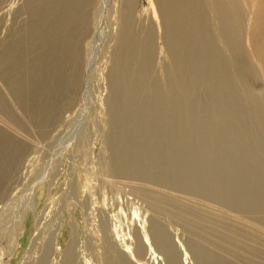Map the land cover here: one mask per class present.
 <instances>
[{
	"label": "rangeland",
	"instance_id": "rangeland-1",
	"mask_svg": "<svg viewBox=\"0 0 264 264\" xmlns=\"http://www.w3.org/2000/svg\"><path fill=\"white\" fill-rule=\"evenodd\" d=\"M30 4L31 0H0L1 53L13 38L28 34L26 9ZM253 4L251 8L243 6L247 19L255 11ZM159 9V0L84 2L82 21L71 30L76 36L66 64L76 89L60 98L56 116L48 122L35 120L37 105L43 103L32 99L33 93L27 95V104L17 100V92L24 98L30 81L8 85L9 80H16L13 62L6 64L5 77L0 73L4 105L0 106L1 137L20 147L1 177L0 264H167L158 243L151 241L152 223L171 237L181 259L179 264H197L189 244L200 247L206 256L213 254L223 259L225 264H264V209L259 208L258 202L252 207L235 208L230 191L224 188L220 200L193 194L187 188V180L181 179L179 184L150 182L131 175L122 162L120 172L114 169L107 144L108 75L127 14L138 39L149 37L152 43V61L141 87L144 104L149 108L159 98L166 115L173 105L167 82L181 71L174 66L165 45L166 14ZM220 9L225 20L222 24L241 33L239 58L229 50L233 42L228 41V49L223 46L222 50L215 33L204 50L208 49L207 54L212 56L223 54L226 61L235 62L243 59L245 52H251L248 20L239 25L229 14L233 9ZM201 16L205 19V13L199 15L200 19ZM188 27H174V35H185L189 41ZM236 33L230 34L236 38ZM34 52V48L30 49L28 61L34 60ZM188 69L184 65L182 72ZM212 71L205 83L211 79L217 85L213 76L216 70ZM259 76L262 80L263 75ZM218 137L217 140L223 139ZM258 173L264 175V164ZM140 244L146 252L144 258L137 253Z\"/></svg>",
	"mask_w": 264,
	"mask_h": 264
},
{
	"label": "bare ground",
	"instance_id": "bare-ground-1",
	"mask_svg": "<svg viewBox=\"0 0 264 264\" xmlns=\"http://www.w3.org/2000/svg\"><path fill=\"white\" fill-rule=\"evenodd\" d=\"M85 1L31 0L26 9L29 13L28 34L24 38H13L0 52L2 76L6 75L9 61L14 65L16 80L8 79V85L12 87L11 83L15 81L22 85L24 80L32 83L31 86L26 84L24 98L21 99L17 92V100L27 104V95L33 93L32 99L43 103L37 105L35 120L48 122L53 119L60 98L76 89L75 82L68 77L66 64L76 36L72 31L82 21L81 10ZM232 1L159 0L160 13L166 14L167 21L165 45L174 66L181 71L175 72L174 78L167 82L169 94L173 97L167 115L161 109L159 98L155 99L154 106L148 108L144 104L141 87L152 61L151 42L149 37L142 40L140 36L141 40L138 39L130 17L128 14L123 16L112 70L108 75L110 128L107 144L116 172L121 171L120 164L123 163L131 175L150 182L179 184L181 179L187 180V188L193 194L220 200L224 188L230 191L233 207H252L258 202L259 208L264 209V175L257 174V169L264 164V0ZM253 2L255 11L247 19L243 6L251 8ZM222 7L233 9L229 14L234 23L241 25L248 20L251 52H245V57L235 62L226 61L223 54L212 56L207 54L208 49L204 50L206 42L216 35L222 50L224 47L228 49V41L233 42L229 50L239 58L237 50L241 33L232 29L237 32L236 38L232 37L230 26L222 24ZM200 14L205 19L202 16L200 19ZM186 25L189 26L186 34L190 39L187 41L182 35L180 37L184 40L180 41L173 28L180 30ZM32 48L35 49L34 60L28 61ZM184 65L189 69L182 72ZM213 69L216 70L213 76L217 85L211 79L205 83ZM22 72L24 76L20 77ZM259 74L263 75L262 80H259ZM48 99L51 100L48 102ZM188 101L192 103L187 104ZM1 103L0 95V106H4ZM219 135L223 136L221 141L217 140ZM9 142L1 137L0 131V183L5 165L20 148ZM183 173L186 175L181 176ZM150 234L151 241L158 243L167 264H179L181 259L164 229L152 223ZM189 245L197 264L226 262L213 254L206 256L200 247ZM137 251L140 257H145L141 244Z\"/></svg>",
	"mask_w": 264,
	"mask_h": 264
}]
</instances>
